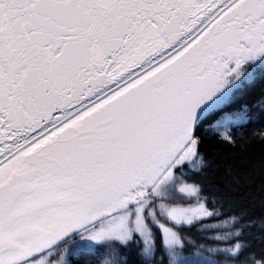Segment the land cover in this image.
<instances>
[{
    "label": "snow or ice",
    "instance_id": "snow-or-ice-1",
    "mask_svg": "<svg viewBox=\"0 0 264 264\" xmlns=\"http://www.w3.org/2000/svg\"><path fill=\"white\" fill-rule=\"evenodd\" d=\"M0 264H264V0H0Z\"/></svg>",
    "mask_w": 264,
    "mask_h": 264
},
{
    "label": "trees",
    "instance_id": "trees-1",
    "mask_svg": "<svg viewBox=\"0 0 264 264\" xmlns=\"http://www.w3.org/2000/svg\"><path fill=\"white\" fill-rule=\"evenodd\" d=\"M254 125H249L246 129H244V131H250L251 128L253 127ZM255 126H259V124H256Z\"/></svg>",
    "mask_w": 264,
    "mask_h": 264
}]
</instances>
